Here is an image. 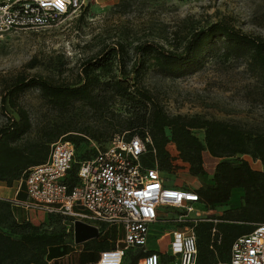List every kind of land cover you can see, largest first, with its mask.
Returning a JSON list of instances; mask_svg holds the SVG:
<instances>
[{"label": "trees", "instance_id": "1", "mask_svg": "<svg viewBox=\"0 0 264 264\" xmlns=\"http://www.w3.org/2000/svg\"><path fill=\"white\" fill-rule=\"evenodd\" d=\"M132 51L134 59L126 69L122 43L103 47L96 56L81 62L77 79L72 83L55 82L38 73L24 72L2 80L0 103L5 122L0 126V182L11 187L13 182L24 178L28 168L47 159L49 146L56 141L53 139L65 134V131L52 133L46 140L23 139L31 122L28 112L18 102L22 92L36 88L49 105L58 110L82 102L104 114L109 103L118 101L126 116L117 123L128 131L127 136L143 138L147 134L150 137L142 157L143 164L152 167L155 161L161 172H170L175 168L173 160L180 159L189 163L191 174H197L201 171L202 155L206 150L210 157L219 161L211 182L195 189L200 203L213 208L227 203L234 189H242L239 206L225 210L220 216L211 214L194 226L198 246L195 264H227L233 241L249 233L255 223L264 222V171L251 168L243 159L233 165L223 158L248 154L264 164V131L253 132L216 119L170 116L142 86L141 78L147 66L163 76L182 77L202 69L208 58L218 55L225 61L231 58L244 61L264 87V36L246 33L232 23L220 20L192 31L181 48L177 43L169 49L145 41L137 43ZM193 130L203 131L202 141ZM61 138L71 141L75 149L81 141H86L82 136L72 134ZM169 143L174 144L176 157L168 151ZM95 152L93 148H85L78 154V159ZM76 170L77 164H74L68 179L70 184L74 182ZM19 196H24L23 184L16 194L17 200H22ZM13 210L10 203L0 199V264H47L71 250L65 238L69 234L63 217L50 215L46 223L36 225L25 218L17 219ZM215 218L220 221L207 220ZM60 221L63 225L54 228L53 223ZM213 227L219 241L211 237ZM84 244L82 251L85 254L79 256L80 263L95 262L99 251L112 247V243L101 236ZM126 256L127 264H136L139 253L129 251Z\"/></svg>", "mask_w": 264, "mask_h": 264}, {"label": "rangeland", "instance_id": "2", "mask_svg": "<svg viewBox=\"0 0 264 264\" xmlns=\"http://www.w3.org/2000/svg\"><path fill=\"white\" fill-rule=\"evenodd\" d=\"M84 1L81 17H78L80 13H74L44 29L12 32L0 37V99L1 81L20 72L38 73L55 82H74L81 62L96 56L105 46L122 43L125 49L123 60L126 69H129L134 59L132 48L137 43L153 41L169 49L177 43L181 48L192 31L220 20L228 21L246 33L264 36V0ZM141 84L170 116L216 119L253 132L264 131V87L242 60L231 58L225 61L214 55L208 58L202 69L178 78L163 76L147 66ZM18 102L28 112L31 122V128L23 139L46 140L52 133L64 131L63 135L82 136L86 141L80 142L76 158L85 148H100L115 134L128 135V131L121 129L117 123L126 116L118 101L109 103V109L104 114L82 102H74L66 110H58L49 105L38 89L29 88L19 95ZM12 115L16 116L14 112ZM4 122L0 103V126ZM193 132L203 140L202 130ZM168 150L177 154L170 144ZM223 159L233 165L243 159L251 168L264 171V164L248 154ZM218 161L205 150L202 168L197 174H191L189 163L175 159V168L170 172L162 171L161 176L177 186H206L211 182ZM15 186L16 182H13L10 188L13 197ZM242 194V189L236 188L227 203L213 208L200 205L195 209L201 216H220L225 210L239 206ZM24 198L19 196V199ZM13 200L6 201L12 203ZM18 207H13L15 217L22 215ZM29 216L36 219L33 214ZM61 225V221L53 223L56 229ZM170 228V224H165L152 229L148 249H164L168 238L158 243V235L163 229ZM101 237L114 241L122 237V233L111 227ZM65 238L74 244L70 235ZM127 263L126 256L122 264Z\"/></svg>", "mask_w": 264, "mask_h": 264}, {"label": "built area", "instance_id": "3", "mask_svg": "<svg viewBox=\"0 0 264 264\" xmlns=\"http://www.w3.org/2000/svg\"><path fill=\"white\" fill-rule=\"evenodd\" d=\"M84 7V0H0V37L44 29ZM149 142L147 134L143 138L115 134L100 148L95 146L94 154L78 159L73 143L60 138L50 144L47 159L28 168L24 178L16 182L15 195L23 184L25 198L13 200L12 205L68 220L65 230L75 245L80 244L74 241L75 222L96 229L94 238L116 227L122 237L108 240L112 247L99 251L95 264H122L129 251L139 253L136 264H195L198 246L194 226L207 217L195 209L202 205L197 187L170 184L155 161L152 167L143 164ZM74 164L77 170L70 184ZM165 224L171 228L163 229L157 241L168 238L167 246L149 250L150 231ZM211 237L219 241L215 227ZM227 264H264V222L255 223L249 233L233 241Z\"/></svg>", "mask_w": 264, "mask_h": 264}, {"label": "crops", "instance_id": "4", "mask_svg": "<svg viewBox=\"0 0 264 264\" xmlns=\"http://www.w3.org/2000/svg\"><path fill=\"white\" fill-rule=\"evenodd\" d=\"M10 188L11 187H7L3 182H0V199L9 201L12 200V198H14V200H17L16 195L13 197L14 194L10 190ZM10 204L12 205V203ZM12 206L14 207V205ZM18 209L22 211L21 217H16L19 220L21 218H25L26 220L30 221L32 224H36V225L42 222L44 223L47 222L48 217L42 212L28 211V210H24L22 207H18ZM29 214L35 215V218L38 220L32 219L29 216ZM84 245H85L84 243L75 245L69 242V246L71 247V250L61 257L48 261L47 264H95V262L80 263L79 256L85 254V251H82Z\"/></svg>", "mask_w": 264, "mask_h": 264}, {"label": "water", "instance_id": "5", "mask_svg": "<svg viewBox=\"0 0 264 264\" xmlns=\"http://www.w3.org/2000/svg\"><path fill=\"white\" fill-rule=\"evenodd\" d=\"M97 236L96 229L84 225L80 222H75L74 224V241L76 243L84 242L88 239L94 238Z\"/></svg>", "mask_w": 264, "mask_h": 264}]
</instances>
